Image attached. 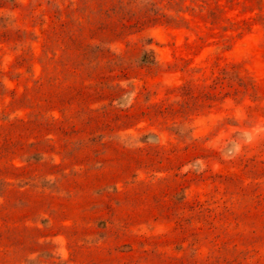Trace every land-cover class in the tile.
<instances>
[{
  "label": "rangeland",
  "instance_id": "374dc122",
  "mask_svg": "<svg viewBox=\"0 0 264 264\" xmlns=\"http://www.w3.org/2000/svg\"><path fill=\"white\" fill-rule=\"evenodd\" d=\"M0 264H264V0H0Z\"/></svg>",
  "mask_w": 264,
  "mask_h": 264
}]
</instances>
